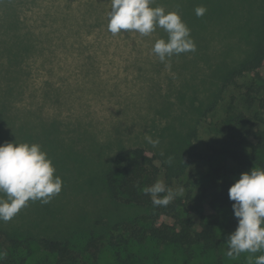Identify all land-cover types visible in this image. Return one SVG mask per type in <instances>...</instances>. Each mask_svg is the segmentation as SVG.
Instances as JSON below:
<instances>
[{"label":"rangeland","instance_id":"374dc122","mask_svg":"<svg viewBox=\"0 0 264 264\" xmlns=\"http://www.w3.org/2000/svg\"><path fill=\"white\" fill-rule=\"evenodd\" d=\"M263 2L154 0L152 7L179 11L196 45L195 52L174 55L165 64L152 52L157 39L167 38L162 28L141 36L96 27L84 42L100 38L101 50L75 55V0H0V145L15 140L41 145L63 181L50 203L30 201L13 219L0 221V230L69 241L75 264H121L115 253L126 254L118 236L124 231L115 226L141 211L111 195L105 174L120 150L136 146L157 155L168 187H184L181 198L189 205L200 203L201 212H213L208 197L201 199L210 190L211 169L233 173L236 165L225 153L232 136L256 142L254 133L264 130V89L252 106L242 99L248 78L223 90L230 73L264 44ZM198 6L207 9L203 17L195 14ZM260 74L264 87V65ZM236 107L251 124L235 126L228 112ZM146 135L159 138V146L147 143ZM168 156L174 157L171 166ZM192 219L200 230L201 214ZM219 233L218 248L202 252L198 246L193 258L151 238L128 249L133 264H247L249 253L225 255L229 235L222 226ZM6 250L16 258L12 264L21 258L24 264H59L36 240L30 253Z\"/></svg>","mask_w":264,"mask_h":264},{"label":"trees","instance_id":"16d2710c","mask_svg":"<svg viewBox=\"0 0 264 264\" xmlns=\"http://www.w3.org/2000/svg\"><path fill=\"white\" fill-rule=\"evenodd\" d=\"M110 8L111 0H75V3L71 5V13H73L71 14V34L74 38L71 43L72 53L91 56L98 52V48L101 50L102 41L100 38L84 42L86 40L84 35H88L96 27H104L108 30L107 13ZM92 47L95 50H90ZM263 65L264 44L249 60L238 65L230 73L225 80L223 90L238 84V81L244 77L248 78L249 82L245 87V92L242 93V99L252 106L260 100L263 93L264 87L259 83L261 80L260 68ZM216 105L213 104L206 114L212 111ZM228 113L234 114L232 120L235 126L246 127L252 123V119L243 111H239L237 107ZM254 134L256 142L245 136L237 138L232 136L233 145L225 153L227 158L236 165L233 173L231 171L224 172L222 167L211 169L208 175L210 190L208 193L207 191L202 192L201 196V199L208 197L209 205L213 210L211 213L201 212L200 203L189 205L187 200L181 197L175 198L167 207L154 208L151 196L145 195L142 189L161 180L162 169L157 163V155L142 146L120 150L114 156L112 164L105 174V182L115 199L124 204L138 207L141 213L132 220L115 226V230L123 229L124 232L118 233V236L126 244L124 246L125 255H122L120 251L115 253L118 261L121 264H133L132 260L135 255L129 251L128 246L132 242L142 244L149 238L161 244L176 245L184 249L190 258L195 256L198 246L202 252L218 248L221 244L219 227L222 226L229 235L235 231L238 223L232 207L234 202L229 199V188L239 179L241 173L249 172L253 167L264 168V130H259ZM197 156L200 157V154ZM195 213L201 214L200 230L198 231H196L192 219ZM168 219H172V222H168ZM34 240L47 252L57 255L59 264L76 263L69 241L48 237L12 235L0 230V251L7 252V256L0 259V264L16 262V258L12 257L13 253L8 254L6 249L12 248L14 252H17L19 248H25L30 253ZM24 262L25 258H21L17 264H24Z\"/></svg>","mask_w":264,"mask_h":264},{"label":"clouds","instance_id":"9594fccd","mask_svg":"<svg viewBox=\"0 0 264 264\" xmlns=\"http://www.w3.org/2000/svg\"><path fill=\"white\" fill-rule=\"evenodd\" d=\"M153 3L154 0H111L108 31L113 35L123 31L150 36L157 28H162L167 38L157 39L152 52L165 64L174 55L195 52L191 30L179 11L152 7ZM206 11L204 6L195 8L197 17H203ZM145 140L153 148L160 144L159 138L153 139L150 135H146ZM173 160L174 157L168 156L165 163L171 166ZM55 172L52 160L37 143L15 140L0 145V221H10L30 201L48 204L59 195L63 181ZM142 191L151 196L156 208L167 207L176 197H182L185 189L181 186L174 190L158 180ZM229 199L234 202L232 207L238 223L227 238L225 255L238 258L242 253H249L247 264H264V168L253 167L241 173L229 188ZM256 253L262 254L256 256ZM6 256L7 252L0 251V259Z\"/></svg>","mask_w":264,"mask_h":264}]
</instances>
